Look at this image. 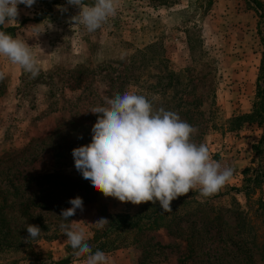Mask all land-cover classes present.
Masks as SVG:
<instances>
[{
	"label": "rangeland",
	"instance_id": "rangeland-1",
	"mask_svg": "<svg viewBox=\"0 0 264 264\" xmlns=\"http://www.w3.org/2000/svg\"><path fill=\"white\" fill-rule=\"evenodd\" d=\"M259 1L261 7L252 0H213L202 11L189 10V0L156 8L149 5V0H115V15L91 32L71 20L79 9L68 5L67 0H36L31 8L18 5L19 15L10 28L36 26L49 43L53 60L67 66L70 75L65 86L75 88L63 91L64 95L53 88L50 109L63 111L57 112L49 127L21 137L14 121H5L2 114L7 105L3 95L8 76L0 64V72L5 74L0 80V151L6 150L4 158L10 154L0 165V194L10 227L22 228L12 234L14 239H28L26 244L0 248V264L10 260L50 264L52 258L73 251L61 230L62 222L82 229L88 239L95 234L96 220L138 210L139 205L106 198L95 190L76 170L72 149L91 142H78L79 137H92L98 114L91 109L106 107V100L114 95L136 93L140 88H147L155 98L162 93L160 85L167 81V70L184 73L188 68L184 79L192 82L187 87H176L170 94L187 93L191 101L202 103L197 108L204 112L195 115V121L189 124L195 129L190 140L205 144L213 160L234 169L233 176L210 197L188 195L178 218L172 210L162 213L156 223L141 224L122 234L123 242L131 245L109 252V260L124 264H264L262 251L257 248L264 240V227L254 212L261 191L257 189L247 199L231 190L232 186L242 185L243 169L254 166L253 145L263 129L254 123L229 130L220 122L213 129L208 121L212 101L224 119L252 109L262 53L259 32L264 35L263 17L258 11L264 12V0ZM83 2L94 4V0ZM60 6L67 11L62 12ZM153 44L160 45L153 50L160 61L140 65L150 56L146 47ZM133 59L135 68L127 71ZM30 84L25 83L28 94L32 93ZM9 93L13 106V91ZM76 196L83 199V211L77 209L75 216L63 221L62 209L71 207L69 200ZM26 199L33 215L25 221L18 211ZM58 203H66V208ZM240 210L249 211L244 220L239 218ZM27 224L40 227L37 238H26L28 233L23 228ZM251 234H255L256 246ZM119 250L122 255L117 254ZM85 259L74 255L69 264H84Z\"/></svg>",
	"mask_w": 264,
	"mask_h": 264
},
{
	"label": "clouds",
	"instance_id": "clouds-1",
	"mask_svg": "<svg viewBox=\"0 0 264 264\" xmlns=\"http://www.w3.org/2000/svg\"><path fill=\"white\" fill-rule=\"evenodd\" d=\"M35 3L36 0H0V25L16 20L18 5L31 8ZM67 4L79 9L71 20L90 32L116 13L115 0H94L92 5H85L83 0H67ZM60 10L67 8L60 6ZM0 56L33 78L39 74L29 44L4 31H0ZM4 77L0 72V80ZM106 105L90 110L98 114L91 129V142L72 149L76 170L104 197L134 205L158 201L162 213H171L173 200L197 189L202 196L210 197L232 178L233 168L213 160L205 144L191 142L195 129L176 112L154 109L145 96L129 92L114 95L106 100ZM69 203L71 207L60 213L63 221L75 216L77 209L83 211L81 197L71 198ZM107 222L100 218L94 223L103 229ZM60 227L75 255L86 256V264H108L103 251L93 253L82 229L63 222ZM26 230V238L35 239L41 233L35 224H27Z\"/></svg>",
	"mask_w": 264,
	"mask_h": 264
},
{
	"label": "trees",
	"instance_id": "trees-1",
	"mask_svg": "<svg viewBox=\"0 0 264 264\" xmlns=\"http://www.w3.org/2000/svg\"><path fill=\"white\" fill-rule=\"evenodd\" d=\"M179 0H149V5L153 8L159 7V6H173L176 4ZM254 5L257 7H261V2L259 0H252ZM199 3L198 6L194 7L195 3ZM213 0H189L188 8L189 10H195L196 8H200L201 10H206L210 5H212ZM203 11V10H202ZM259 15L260 17H263L264 21V12L259 9ZM14 28L6 27L3 28L0 25V31H4L9 34L10 32H13ZM260 33V41L262 44V53H261V59H260V65H259V74L256 79V94L255 99L252 104V109L249 112H243L237 115H233L230 118H222L221 115L218 112V106L215 104V102H211L210 106V118L209 120L206 119V121L211 122V127L214 129L217 127L218 123L220 122L221 125L226 126L229 130H238L245 124H256L260 127H262L263 132L256 144L253 145V151L255 154L254 157V166L246 167L243 169V183L242 185L235 187L232 186L231 190H233L237 194H241L247 199L256 192L257 189H260L261 194L256 199L254 204L256 205V208L254 209L255 216H258L262 220V224L264 227V35ZM160 47L159 44H153L151 46L146 47V51L150 54V56L144 61L140 62V65H145L153 60L157 59L158 62L160 61V58L158 56L156 57L154 55V49ZM144 56V55H142ZM163 60H161L162 62ZM135 59L129 61V65H127V71L129 69L133 70L135 67ZM190 68L185 70L184 73L189 72ZM184 73H175L172 70H167L166 72V82L161 86L162 93H158L157 97L155 98L151 97L149 95V90L147 88L142 89L140 88L139 91H137L135 94L137 95H143L145 96L153 105L154 109L163 108L168 111L176 112L180 117H183L185 121L188 124H191L193 121H195L194 116L199 115V113H203L204 110L198 109L197 106H201V102L198 100L195 102L196 99H193L192 101L190 98H188L187 93H182L180 96H177V91L170 94V91H173L176 87L181 86L182 84H185L187 87L192 81L190 79H184L185 75ZM70 75V74H69ZM182 78L184 80H182ZM158 86V85H156ZM194 86V85H193ZM192 86V87H193ZM69 89H74L73 86H67ZM152 88V86H149V89ZM52 96V92L50 94ZM193 106L194 108H190ZM218 118V119H217ZM78 142L80 141H91L92 137L85 136L82 138H78ZM72 145H69V148ZM6 155V150L0 151V165L4 163V161L8 160L10 157V154H8V157L4 158ZM3 169V168H2ZM1 169V170H2ZM59 171L54 172V174H58ZM52 176L51 174H48ZM1 193V192H0ZM190 195L191 197H195V195H201L199 193V190H193L190 191L185 196H180L179 198L173 200L171 202V208L175 213V218H178L181 214V207H183L186 204V198ZM1 196V194H0ZM202 196V195H201ZM204 197V196H202ZM29 199V198H28ZM26 199L21 207L18 213L21 215L20 218H23L25 221L28 220V217L33 215V212L31 211L30 207L28 206L30 202ZM4 203V198H0V248L4 249V247H16L18 244H26V240L24 238H20L18 236L16 239L13 237L14 232H18L22 230V228H11L9 225V221L7 217L4 214V207L2 204ZM61 203H58L60 205ZM66 203H62L60 205L61 208L65 207ZM239 208L241 205L237 204ZM248 210H240L238 215L240 219L244 220ZM162 214V209L159 205V202L157 201L155 204L152 202H146L139 204L138 210L130 214L126 211L113 214L109 216L107 219L108 222L105 224L103 229H95V234L92 236V238H88L87 242L91 245L93 253L96 250L103 251L104 253L111 252L113 250H116L118 248H127L131 245L129 242H123L121 235L129 230H133L140 226L141 224L145 223H156L158 220V217H160ZM39 215V214H38ZM158 226V225H157ZM26 229L23 228V230ZM252 229V227H251ZM98 234V236H97ZM252 237V243L253 246H256V240H255V234H251ZM257 248L262 251V259H264V240L257 245ZM75 255V250H73L69 255L64 256L62 258L58 259H51L50 264H69L72 261V257ZM86 256H80L78 259H85ZM3 264H19V260H10L8 262H5Z\"/></svg>",
	"mask_w": 264,
	"mask_h": 264
},
{
	"label": "crops",
	"instance_id": "crops-1",
	"mask_svg": "<svg viewBox=\"0 0 264 264\" xmlns=\"http://www.w3.org/2000/svg\"><path fill=\"white\" fill-rule=\"evenodd\" d=\"M13 21L1 26L3 28L13 27ZM11 35L29 44L31 51L36 56L39 67V74L33 78L31 73L25 72L19 65L13 64L8 58L0 56V64L7 71L8 76L3 95V98L6 100L5 104L7 105L3 107L2 114L5 113V121L8 120L7 122L9 123L12 122L10 120L14 121L13 123L17 125V134H21L20 136L24 137L33 131L49 127L48 124L54 122V119L57 117V112L63 111L60 108L51 111L50 91L53 88H58V90H61L62 95H64L63 91L66 92V90L71 89L64 84L69 76L66 72L67 66L64 64L59 65V63L57 64L53 60L51 47L44 39L43 33H40L36 26L25 25L15 28ZM26 82H31V94H28V90H26ZM10 91H13L12 97L15 98L13 106H10L8 100L10 98ZM121 252L123 251L119 250L117 254L122 255ZM105 254L109 260L108 256L110 253ZM83 263L86 264V259ZM109 264L124 263L119 260H111Z\"/></svg>",
	"mask_w": 264,
	"mask_h": 264
}]
</instances>
